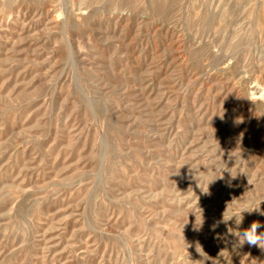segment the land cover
Here are the masks:
<instances>
[{
    "label": "rangeland",
    "instance_id": "rangeland-1",
    "mask_svg": "<svg viewBox=\"0 0 264 264\" xmlns=\"http://www.w3.org/2000/svg\"><path fill=\"white\" fill-rule=\"evenodd\" d=\"M253 222L264 0H0V264H264Z\"/></svg>",
    "mask_w": 264,
    "mask_h": 264
},
{
    "label": "clouds",
    "instance_id": "clouds-1",
    "mask_svg": "<svg viewBox=\"0 0 264 264\" xmlns=\"http://www.w3.org/2000/svg\"><path fill=\"white\" fill-rule=\"evenodd\" d=\"M238 214H233L232 217L225 220L223 217L224 222L231 220L233 217L236 218L235 223L239 226L242 223V216L239 214V219L237 218ZM264 225H261L258 222H253L250 228L245 229L244 231H236L232 233L237 239L239 244L242 246L244 243H247L250 246H257L261 249H264V232H258L257 230ZM231 232V231H230Z\"/></svg>",
    "mask_w": 264,
    "mask_h": 264
}]
</instances>
